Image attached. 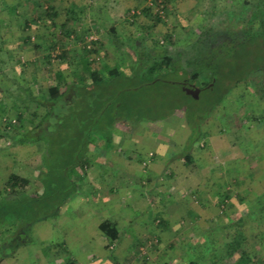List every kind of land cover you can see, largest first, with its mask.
<instances>
[{"label":"rangeland","instance_id":"rangeland-1","mask_svg":"<svg viewBox=\"0 0 264 264\" xmlns=\"http://www.w3.org/2000/svg\"><path fill=\"white\" fill-rule=\"evenodd\" d=\"M74 1L80 5L85 3L89 5L79 11L73 20H66ZM227 1L169 0L167 9L161 11V8L153 4V0H0V90L6 105L1 120L14 123L17 112L24 113L25 117H29L32 111L41 112L27 99V90L37 95L45 92L53 79L52 72L57 69L63 72L66 80H73L79 71L76 56L83 52L87 35L94 34L99 41L97 54L89 55V58L94 59L95 66L104 64L108 67L115 66L123 75L131 77L134 72L140 74L143 60L149 62L148 57L144 55L146 52L154 56L163 52L183 53L185 46L195 38L196 25L204 15L209 12L214 13L218 6L222 7ZM32 2H35L34 11L31 10ZM213 3L218 6L211 7ZM12 4L17 6L19 13L21 12L20 17L9 12ZM46 4L52 5L58 12L54 28L43 19L37 18L42 15ZM146 6H150L152 13L158 12L161 21L155 22L151 16L142 13L141 10ZM219 15H213V24L217 25L225 21L223 15ZM24 18L28 20V27L22 31ZM65 21L66 30L70 31L68 35L60 28V24ZM165 35L170 37L165 38ZM21 36H29L30 40L22 44ZM54 40L57 43L53 50L50 47ZM35 44H38V47ZM136 46L144 53L141 56L143 60L140 59L138 62L135 61ZM63 49L67 52L65 59H55L50 62L44 59L47 53L59 54ZM182 74L179 70H170L163 76L164 81L153 87L138 88L132 94L124 92L128 96L127 99H130L129 105L136 104L143 109L140 118L155 119L152 123L141 120L131 126L126 122L123 123L124 121L116 122L112 129V148L105 147L100 138L94 139L87 152L92 164L88 167L83 182H78L71 191L67 204L59 206V214L55 216L50 214L51 216L46 219L42 217L44 210L52 211L49 209L56 201H50L51 205L48 209L40 205L38 208L35 205L36 215L30 228L32 239L30 243L16 248L18 251L21 247L26 250L27 257L23 264H65L67 259L74 258L76 262H80L82 255L78 254V249L81 247L92 251L94 249L95 253L101 251L108 261H112L109 256L113 252L109 250L112 247L114 249L116 243L103 239L95 223L99 216H102V202H114L121 198L124 200L122 195L116 192L117 182L122 178V175L116 172L123 169L120 166L109 168L106 162L118 165L119 161H124L118 149L126 146L130 151L137 150L138 155L134 158V162L135 167L141 170L154 166L153 160L156 158L158 161L163 152L165 154L172 150L173 153H169V158L181 152L189 132L190 114L179 105L191 104L200 108L202 113H210L206 93L200 92L198 99L194 100L182 92L178 83ZM105 78L110 77L105 74ZM127 80L121 77L119 79L121 84L114 82L112 88L116 91L122 90V81ZM240 95L243 97L242 106H238L240 100L236 102L234 100ZM256 104L257 102L242 86H237L214 108L212 115L203 125V131L208 132L206 131L207 133L192 145L191 164L183 167L177 163L175 167L179 175L169 178L170 182L176 184L171 189L175 193L173 195L182 199L177 201L182 203V206L178 209L179 215L173 218L174 230L168 236L160 237L158 242L155 241L153 234L150 235L144 247L140 248L141 255H131L133 257L130 262L140 264L142 257H145L146 264H163L165 260L172 263L175 254L178 253V249L174 248L181 247L188 233L221 222L225 220L226 214L243 207L244 202H239L238 197H250L251 189L257 187L256 178L264 172V128L256 132L253 121L239 120L238 110L241 108L255 115L261 108L259 106L256 108ZM262 108L260 113L264 114ZM48 119L47 122L54 129V118ZM23 125L21 126L23 129L27 128L28 121L24 120ZM49 129L52 130L50 127ZM156 130L165 138L162 140L158 137L157 145L154 142H150L149 145L148 141H153L156 137ZM166 138L168 140H165ZM153 144L161 152L153 150L154 148L151 147ZM44 150L43 143L12 145L10 140L0 137V188L5 176L13 171L29 179L27 186L29 191L36 189L38 185L36 177L42 169L41 161L45 159L49 163L55 162L54 156L45 155ZM101 164L104 165L102 168ZM160 178L162 181L168 180L164 176ZM136 179L137 176L134 181H137ZM123 180L127 181V179ZM123 180L121 179V184L125 183ZM215 187L222 193L226 191L232 193L227 196L224 194L227 198L220 202L219 194L212 196V189H216ZM88 201H95L96 204L92 202L90 204ZM177 202L173 204V208H177ZM230 205L234 207L230 208ZM188 208L197 211L200 215L194 216L191 213L190 217L184 212ZM10 219L15 220L12 217ZM157 220L155 217L152 224L156 226ZM15 227L11 223L0 226V243L4 241L3 236L7 232L14 231ZM22 237L21 240H24ZM152 244H157V248L152 247ZM172 245L173 249H171ZM255 247L258 248L257 242ZM16 249H13L11 256L15 257L19 254ZM259 250L264 257V241L263 248ZM2 254L3 249L0 247V260ZM2 260V264L8 263L7 259ZM7 261L12 264V260ZM16 264L20 263L16 262Z\"/></svg>","mask_w":264,"mask_h":264},{"label":"trees","instance_id":"trees-1","mask_svg":"<svg viewBox=\"0 0 264 264\" xmlns=\"http://www.w3.org/2000/svg\"><path fill=\"white\" fill-rule=\"evenodd\" d=\"M168 1L153 0V4L164 11L167 9ZM32 3L31 10L34 11L35 2ZM216 6H218L216 3L211 5L215 8ZM76 11V7L72 5L66 20H73ZM9 12L16 17L21 15L15 4L10 5ZM141 12L151 16L155 22L162 19L158 12H151L150 6L144 7ZM216 14L223 15L225 21L217 25L213 24L212 18ZM57 16L56 8L46 4L42 15L37 18L43 19L51 28H54ZM200 22L196 25L195 38L185 46L183 53L163 52L154 56L149 52L142 53L136 46L135 61L142 59L141 56L144 54L149 62H144L142 59L140 74L134 72L131 77L123 75L115 66L108 67L106 64L95 66L94 59L89 58V55L97 54L99 41H94L90 48H86L84 40V50L76 56L79 71L74 79L66 80L60 69L54 70L53 79L45 92L37 95L27 90V99L41 112L32 111L29 117H25L22 112H17L14 123L1 120L6 111V105L0 90V137L10 140L12 145L43 143L45 155H53L55 159L54 163H49L45 159L41 161L42 169L36 177L38 185L34 190L27 189L29 185L27 177L13 171L5 176L0 188V226L11 223L13 227L15 225L16 227L14 231L7 232L3 236L4 241L0 243L3 256L13 252V249L19 245L30 243L32 239L30 228L36 215L35 205L38 208L40 205L48 209L51 205L50 201H56L49 209L52 211L44 210L42 217L46 219L51 215L59 214V206L67 204L71 191L78 182H83L87 174L91 163L87 152L96 137L104 142L105 147H109L113 139L112 129L116 122L135 124L141 120L152 122L155 119L140 118L139 115L142 114L143 109L136 104L129 105L130 99H127L128 96L124 92L132 94L138 88L153 87L164 81L163 76L170 70H179L183 73L178 83L182 92L192 99L197 100L198 97L195 98L185 91L182 87L183 81L202 87L201 92L207 94L206 101L210 113H202L200 108L191 104L179 105L190 114L188 116L189 132L183 149L173 158L182 160L185 165L192 162L190 150L194 142L208 132L203 131L204 123L212 115L214 108L225 100L235 87L242 86L257 102L256 108L264 106V0H228L222 7L218 6L214 13H206ZM27 27L28 20L24 18L21 30ZM66 27V21L60 24L62 31L68 35L70 31H67ZM169 35H165V38H169ZM29 40V36H21L22 44ZM56 43L57 41L54 40L50 48L54 50ZM35 46L38 47V44ZM65 57L67 52L63 49L59 54L47 53L44 59L50 62L55 59L63 60ZM105 74H108L110 78H105ZM121 77L128 80L122 81L123 89L116 91L112 86L114 82L121 84L119 83ZM129 96L131 98V95ZM242 99L240 95L234 100L235 102L240 100L238 106H242ZM160 103L162 104V101ZM126 108L128 110H124ZM261 108L255 115L240 108L238 118L253 121L257 132L264 128V114L260 113ZM49 117L54 118V129L47 122ZM24 120H27L29 124L25 129L21 127L24 126ZM262 180H264V172L256 178L257 187L251 189L250 197H238L239 202H244L241 209L226 214L225 220L221 222L209 224L197 231L193 230L183 240L181 247L174 248L172 245L171 249H178V253L175 254L172 263L165 260L163 264H223L226 262L227 264H264V257L259 250L263 248L264 241V183ZM231 193V191L222 193L218 190L216 196L219 194L218 201L223 202L227 194ZM233 207L234 205H230V208ZM156 218L157 226L165 224L161 217ZM97 227L108 242L117 240L118 230L111 221L104 219L98 223ZM153 236L156 242L160 240L157 233ZM21 237L24 240H21ZM255 242L258 248L255 247ZM145 244L146 241L137 242L133 254L141 255L140 248ZM152 247L157 248V244H152ZM109 257L113 264H119L111 253ZM141 260L143 263L146 262L145 257ZM65 264H74V261L67 259Z\"/></svg>","mask_w":264,"mask_h":264},{"label":"crops","instance_id":"crops-1","mask_svg":"<svg viewBox=\"0 0 264 264\" xmlns=\"http://www.w3.org/2000/svg\"><path fill=\"white\" fill-rule=\"evenodd\" d=\"M72 5L76 7V14H78V12L82 9H86L89 4L85 3V5H80V3L74 1L72 2ZM127 125L131 126L134 124L128 123ZM155 135L156 137L154 139L150 137L151 139H153V141H148L149 145H151L150 142H154L157 145L158 140H156V138L158 137L162 138V140H164L165 138L157 130ZM165 140L168 139L166 138ZM156 145L153 144V146L151 147H153V150H155L156 152H159L160 150H158ZM118 150H120L119 153L123 155L124 161H119L118 165H114L112 162H106V164H108L106 166L109 168H119V166L122 167L123 171L116 172V174L122 175V178H120L117 182L119 187L117 186L116 192L120 193L122 195L121 197H123L124 200H121V198L120 200L114 202H102V216H99L98 221L95 224L98 233L101 234L103 239H106L102 232H100V230L98 229L97 225L104 219L111 221V223L115 225L118 230V238L115 241L116 245L114 249L111 250V252H113V257L116 258L119 264H137L134 262H130L131 258L133 257L131 255H134L133 250L137 242H144L150 237V235H154L155 233H157L159 237H164L166 235L168 236L170 232L174 230L172 226V222L174 221L173 218L174 216L179 215L178 209H180V207L182 206V203H178L177 201H182V199L181 197L177 198V196H174L175 193H173L171 189H173L176 184L170 182L169 178L179 175L176 170L177 168L175 167L177 163H180L183 167H186L187 165H185L180 159H175L173 157L169 158V153H173V151L171 150L165 152V154L163 152V154L160 155L158 161H156V158L155 160H153L152 165L157 167L150 166L148 169L141 170L135 167L136 165L134 162V158L136 157V155H138L137 150L134 149L133 151H130L128 146ZM91 164L92 162L90 163V165ZM102 166L104 165L101 164L100 167L102 168ZM182 170L180 172H182ZM135 176H137V181H134ZM161 176H164L166 179L168 178V180L164 181L163 179L162 181V179L160 178ZM121 179H127V181L125 182L123 180L125 183L121 184ZM179 183L181 185L182 180L179 181ZM181 187L182 186H179L178 188ZM215 188L216 189H212L213 197L216 196V191H218V188ZM202 193L203 189L201 191V194ZM185 200L187 201V199ZM88 202H90V204L91 202L95 203V201ZM176 202L178 203L177 208H173V204H175ZM95 204L93 206H95ZM192 210L193 209L188 208L184 212L186 214L188 213L190 217L191 213L194 216L195 214L200 215L197 213V211L195 212ZM155 217H161L164 220L165 224L163 226L153 225L152 220ZM189 220L191 219L189 218ZM93 233L92 235H94ZM189 234L190 233H188V235ZM90 239H92V237ZM170 246L171 244L169 245V247ZM16 252H18L19 254H16L15 257L11 256L10 252L8 254H5L2 259H10L12 260V264H16V262L23 264L25 258L27 257L26 250L22 249L21 247L20 251L16 249ZM78 254L82 255V257L80 259V262H76L75 258L72 259L74 261V264H113L112 261L107 260V258L105 257L106 255L102 254L101 251L99 253H95L94 249L92 251V249L90 250L86 247H81L80 249H78ZM95 254L98 257H96ZM1 260L0 264H2L3 262V260ZM7 260V264H11ZM140 264H146V262H141Z\"/></svg>","mask_w":264,"mask_h":264},{"label":"flooded vegetation","instance_id":"flooded-vegetation-1","mask_svg":"<svg viewBox=\"0 0 264 264\" xmlns=\"http://www.w3.org/2000/svg\"><path fill=\"white\" fill-rule=\"evenodd\" d=\"M183 88H188V89H190L191 90V94L190 95H192V94H194V91L195 90H198L197 91V96H198V94L201 92V89H202V87L201 86H199V85H196L195 83H192V82H188V81H183Z\"/></svg>","mask_w":264,"mask_h":264},{"label":"built area","instance_id":"built-area-1","mask_svg":"<svg viewBox=\"0 0 264 264\" xmlns=\"http://www.w3.org/2000/svg\"><path fill=\"white\" fill-rule=\"evenodd\" d=\"M96 40H97L96 35L94 34L87 35V37L85 38V47L90 48L92 46V43Z\"/></svg>","mask_w":264,"mask_h":264},{"label":"water","instance_id":"water-1","mask_svg":"<svg viewBox=\"0 0 264 264\" xmlns=\"http://www.w3.org/2000/svg\"><path fill=\"white\" fill-rule=\"evenodd\" d=\"M185 91H186L187 93L191 94V90H190V89L186 88ZM197 91H198V90H195V91H194V94H192V96L195 97V98H197Z\"/></svg>","mask_w":264,"mask_h":264}]
</instances>
